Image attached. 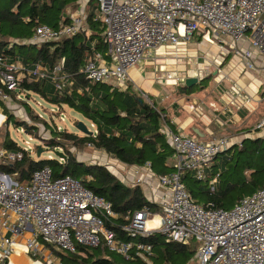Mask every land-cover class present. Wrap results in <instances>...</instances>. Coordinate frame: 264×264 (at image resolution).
<instances>
[{"label": "built area", "instance_id": "1", "mask_svg": "<svg viewBox=\"0 0 264 264\" xmlns=\"http://www.w3.org/2000/svg\"><path fill=\"white\" fill-rule=\"evenodd\" d=\"M95 2L99 7L95 20L104 26L107 53L106 57L95 54L85 65L83 74L92 84H125L130 71L151 52L166 45L177 47L192 43L193 38L200 35H214L220 53L242 58L248 70L254 68L252 51L264 57V0ZM84 30V19L76 16L71 25L59 29L39 25L33 42H58ZM247 43L248 48L244 49ZM63 69L64 62L53 70L37 65L29 74L35 82L50 81L62 94L69 83ZM21 71V66L0 58L1 118L3 105L12 104L15 98L21 100L23 78L18 76ZM180 79L176 74L168 73L166 77L158 78V82L165 84ZM140 96L149 102L145 93L140 92ZM191 109L195 110V107ZM59 112L63 120L64 112ZM256 130H264V117ZM162 133L175 150L176 171L159 177L160 186L167 192L158 203L159 211L152 213L149 208H144L136 212L127 219L129 224L123 231L132 237L161 233L168 242H196L198 264H264V190L243 198L231 210H224L195 203L182 182L186 172L204 181L207 171L220 155L231 149L233 141L223 137L201 142L174 133L168 125L163 127ZM23 155V152L0 151V166L21 161ZM108 167L112 169L113 166ZM136 184L146 185L139 177ZM148 187L151 189L150 185ZM116 218L112 204L96 196L77 179H55L52 170L44 168L35 172L28 184H19L0 169L1 264L5 261L11 264L12 256L21 252L33 261L41 258L45 264H63L55 258L50 247L76 254L79 246L103 247L126 261L139 258L152 264V245L123 242L108 229L105 223ZM156 218L158 224L149 226L148 222Z\"/></svg>", "mask_w": 264, "mask_h": 264}, {"label": "trees", "instance_id": "2", "mask_svg": "<svg viewBox=\"0 0 264 264\" xmlns=\"http://www.w3.org/2000/svg\"><path fill=\"white\" fill-rule=\"evenodd\" d=\"M78 1L0 0V58L6 59L10 64H23L25 71L21 90L24 93H33L62 110L68 107L81 114L96 127L97 133L79 136L52 130L44 122L52 136L50 140H44L46 146L51 152L63 149L67 159L61 161L41 157L35 160L17 143L7 139L4 150L23 152L24 155L21 161L0 166V169L19 184H28L33 174L44 168H50L55 179H77L96 196L112 204L117 218L105 224L119 240L152 245V264H190L199 248L196 243L168 242L161 233L150 237H132L124 232L123 228L129 224L127 219L132 218L136 212L149 208L152 213H157L158 207L148 201L141 187L126 186L105 166L80 162L68 148L70 146L83 150L91 147L106 152L109 157L127 166L142 167L150 164L152 171L158 176L176 171V166L169 164V160L176 155L175 150L161 131L164 124L162 114L165 111L150 105L131 85L118 88L109 84H92L83 74L85 65L95 54L106 57L107 53L103 38L104 26L101 21L95 20L96 14L90 13L85 20V28L91 31L90 36L81 32L58 42H33L39 25L53 29L71 25L72 21L69 17L65 19L64 14L67 8L76 11ZM89 41L94 43L93 47L89 45ZM63 62V71L70 84H67L62 94H59L50 81L35 82L34 77L29 74L37 65L53 70ZM5 114L8 115L7 112ZM8 120L14 119L8 115ZM14 123L18 129H31L22 122ZM218 160L219 163H214L207 171L204 181L198 180L189 172L182 176V182L195 203L206 208L230 210L243 198L264 190V137L245 139L241 147L233 148L218 157ZM216 177L218 181L212 192L210 183ZM50 249L63 264H147L139 258L126 261L103 247L90 249L79 246L76 254H66L53 247ZM3 264H8V261Z\"/></svg>", "mask_w": 264, "mask_h": 264}, {"label": "crops", "instance_id": "3", "mask_svg": "<svg viewBox=\"0 0 264 264\" xmlns=\"http://www.w3.org/2000/svg\"><path fill=\"white\" fill-rule=\"evenodd\" d=\"M93 1L95 0H79L76 11L73 13L71 8H67L64 18L69 17L72 21L74 17L81 16L85 21L90 13L97 15L99 7L98 5H92L93 3L97 4ZM93 9L95 12L92 11ZM83 32H86L88 36L91 35V31L87 30V28ZM203 37L212 41V38L208 35ZM190 45L189 43L181 44L177 47L171 45L163 46L151 52L139 66L133 68L130 71L129 80L125 84H116L115 82L109 85L118 88H127L128 85H131L139 95L140 92L145 93L149 98L148 103L150 105L165 111L162 114L164 121L162 129L165 125H168L176 134L196 138L201 142L209 141L212 138L227 137L233 141L229 151L235 147H240L239 145L245 139L263 138L264 130H256V128L264 117L262 110L264 107V91L262 90L264 88V57L252 51L251 61L254 64V68L248 70L245 68V61L242 58L232 54H225V58L222 59L219 51L217 57L209 60L207 62L208 66L204 68L205 71H202L198 69L201 64L197 65L201 60L200 54L194 52V48H191ZM243 48H248V43L244 44ZM230 57H233L234 60L227 66L226 64ZM219 63L221 65H218ZM15 64L21 66L23 72L25 71L21 62ZM189 65L194 68L192 69L194 71L193 74L191 73L192 75L180 72L183 67L185 68ZM145 67L150 68V72H144ZM162 70L176 74L177 77L181 78L180 81H167L165 84H160L157 76L159 73L164 74ZM213 71H215V87L210 90L202 88L201 91L191 95L198 84L211 79V72ZM242 74L244 75L240 77ZM21 78H24V76ZM155 78H157V81H155ZM188 79H197L198 83L189 88L186 86ZM154 83H157L160 89L156 88ZM192 107H195V110H192ZM95 131H92L93 134H95ZM167 142L170 144L168 139ZM91 149L94 150L93 148ZM95 151L99 156L95 155L93 157L94 162L92 165L105 166L106 168L116 165L118 172L113 174L128 187L138 186L136 184L138 177L143 179L146 185L139 187L143 189L148 201L158 207L159 201L167 192L158 182L161 176L156 175L152 171L150 164L142 167L127 166L118 160L112 159L104 151ZM217 160L218 158L214 163ZM174 161L176 162L175 156L169 160V164L175 166ZM108 170L110 171L111 169ZM214 180L218 181V177ZM211 183V191L213 192L212 188L215 190L217 182L214 185ZM149 185L151 189L148 187ZM14 255L12 258H15V263L17 264L34 262L25 253L21 252ZM12 258L11 264H15Z\"/></svg>", "mask_w": 264, "mask_h": 264}, {"label": "rangeland", "instance_id": "4", "mask_svg": "<svg viewBox=\"0 0 264 264\" xmlns=\"http://www.w3.org/2000/svg\"><path fill=\"white\" fill-rule=\"evenodd\" d=\"M92 5H95L93 3ZM95 12V10H92ZM74 13V11H72ZM70 12V14H72ZM201 36V35H200ZM211 36L212 41L207 40L205 37H199L195 36L193 38V42L190 43V47L194 48V52H198L200 54L201 60L198 62L197 65L201 64L200 67H198L199 70H204L205 67H207V62L209 60L215 59L217 55L219 54V48L215 44V36L214 35H208ZM89 45H93L92 42L89 41ZM222 59L225 58V54L220 53L219 54ZM234 58L230 57L227 62V66H229L233 62ZM187 67V68H186ZM185 68L183 67L180 72H186L188 75H192L194 71L192 69V66H186ZM150 72V68L145 67L144 72ZM179 71V69H178ZM24 72L21 71L19 72L18 76L23 77ZM192 73V74H191ZM168 72H164V74L159 73L157 78L160 77H166ZM211 79L206 80L195 88L194 92L191 95H194L195 93L201 91L202 88L205 90L208 89L210 90L212 87H215V82H214V77H215V71L211 72ZM244 74L240 75L243 76ZM204 77V74H203ZM157 78H155V81H157ZM156 84V88L160 89V87ZM264 91V88L262 89ZM262 91V92H263ZM20 96V95H18ZM17 96V97H18ZM30 96V97H28ZM21 100L18 98H15L12 104L9 105H3L1 108V116L0 117V151L4 150V143L7 139L13 140L17 145L24 149L26 152L30 154V156L38 160L37 158V153L39 148L42 149V158H57L53 152H51V149L46 146V143L44 140H50L52 138L50 130H47L46 125L44 122H47L49 128H53L54 130L58 131H66L69 133H75L78 134L79 136H83L84 134L81 133L80 131L77 130V125L79 123H84L89 130H96L95 128L92 127V125L79 113L69 109L68 107H64V110L60 109L56 105H51L48 103L46 100L42 99L40 96L35 95L33 93L26 94L23 91L21 92ZM30 98V99H27ZM264 112V107L262 108ZM63 111L64 113V118L63 120L60 117V112ZM12 116V120H8V115ZM14 121L17 122H22L26 126L31 127L29 128H19L16 126ZM261 122V121H260ZM52 129V130H53ZM72 154L74 155L77 160L80 162H85L88 164H92L94 162L93 157L99 156L95 150H92L91 147H88L86 149H79V148H74L68 146ZM6 151V150H5ZM60 152H64L63 149H58ZM58 159V158H57ZM218 161H221L218 160ZM98 163V162H97ZM174 164L176 162L174 161ZM109 169V167H107ZM117 166H113L112 169L110 170L112 173L116 174L118 171ZM233 208V207H232ZM231 208V209H232ZM230 209V210H231ZM196 242H192L193 245H195ZM47 254V252H46ZM15 256V255H14ZM42 257V256H41ZM56 258V256H55ZM12 261L15 263V258H12ZM17 264V263H15ZM29 264H45V262L41 259L38 258L37 260H34V262H30ZM190 264H197L196 258L191 261Z\"/></svg>", "mask_w": 264, "mask_h": 264}, {"label": "water", "instance_id": "5", "mask_svg": "<svg viewBox=\"0 0 264 264\" xmlns=\"http://www.w3.org/2000/svg\"><path fill=\"white\" fill-rule=\"evenodd\" d=\"M198 83L197 79H188L186 82L187 87H193L195 84ZM77 130L83 133L85 136H92L93 132L88 129V127L84 123H79L77 126ZM54 155L63 161L67 159L66 155L63 152L55 150ZM42 157V149L39 148L38 153H37V158L40 159Z\"/></svg>", "mask_w": 264, "mask_h": 264}, {"label": "bare ground", "instance_id": "6", "mask_svg": "<svg viewBox=\"0 0 264 264\" xmlns=\"http://www.w3.org/2000/svg\"><path fill=\"white\" fill-rule=\"evenodd\" d=\"M155 224H158V219L157 218L154 221L148 222L149 226H152V225H155Z\"/></svg>", "mask_w": 264, "mask_h": 264}]
</instances>
